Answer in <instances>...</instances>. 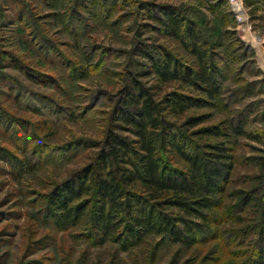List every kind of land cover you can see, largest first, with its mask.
<instances>
[{"label": "rangeland", "instance_id": "374dc122", "mask_svg": "<svg viewBox=\"0 0 264 264\" xmlns=\"http://www.w3.org/2000/svg\"><path fill=\"white\" fill-rule=\"evenodd\" d=\"M163 10L180 15L184 34L200 35L220 90L215 99L202 92L197 57L166 34ZM153 12L161 22L149 18ZM249 14L250 31L207 0H0V264H248L251 241L185 249L148 235L127 251L111 242L100 245L89 222L93 197L82 199L89 202L85 215L70 229L55 223L48 201L55 187L94 162L108 131L130 136L116 113L131 108L126 94L140 86L185 133L193 153L210 161L227 149L231 167L221 195L225 208L217 213L223 223L214 226L218 234L248 224L235 223L226 207L236 203L238 192L256 187L251 158L263 156L264 146L201 131L223 130L243 118L246 131L264 132V7ZM143 50L154 59L167 54L193 74L197 86L164 82ZM174 95L209 105L174 115L168 105ZM190 119L203 123L187 127ZM171 158L172 166L186 170L178 156ZM165 212L187 216L173 206ZM130 228L127 219L125 240Z\"/></svg>", "mask_w": 264, "mask_h": 264}, {"label": "trees", "instance_id": "16d2710c", "mask_svg": "<svg viewBox=\"0 0 264 264\" xmlns=\"http://www.w3.org/2000/svg\"><path fill=\"white\" fill-rule=\"evenodd\" d=\"M207 1L234 18L228 0ZM245 3L253 13L264 7L260 0H245ZM158 9L153 11L157 13ZM155 13L149 18L161 22ZM161 13L167 18L166 34L182 42L199 60L202 92L208 99H215L220 90L210 74L208 51L203 48L200 35L191 30L184 34V21L175 10ZM142 55L149 59L152 72L164 82L180 80L197 86L193 74L176 67L167 54L164 60L154 59L146 50ZM126 95V105L131 108L118 111L116 117L130 136L108 131L94 162L52 190L48 207L55 211V223L65 229L76 227L89 204L82 199L89 196L97 203L89 222L94 240L100 245L111 242L127 251L141 244L148 235L160 236L185 249L221 240L243 247L244 242L251 241L247 263L264 264V155L251 158L257 169L253 178L256 187L250 192H238L236 203L226 207L225 214L233 217L235 223L248 224L220 235L214 226L223 223L217 213L225 208L221 195L231 167L225 158L227 149L220 148L222 154L215 160H203L189 149L185 133L165 118L162 104L148 90L136 86L133 93L128 91ZM208 102L174 95L168 105L174 115H179L192 108L207 107ZM201 123L202 119H190L186 126L196 128ZM244 125L242 118L223 130L204 128L201 133L225 138L245 137L264 146V132L249 133ZM172 154L185 163V171L172 166ZM136 189L143 191L146 199L139 196ZM171 206L177 207L187 218L166 214L165 209ZM127 219L134 230H128L129 237L125 240L122 228Z\"/></svg>", "mask_w": 264, "mask_h": 264}, {"label": "built area", "instance_id": "2783aa9c", "mask_svg": "<svg viewBox=\"0 0 264 264\" xmlns=\"http://www.w3.org/2000/svg\"><path fill=\"white\" fill-rule=\"evenodd\" d=\"M228 6L238 24L249 31L252 30L250 9L247 7L245 0H228Z\"/></svg>", "mask_w": 264, "mask_h": 264}]
</instances>
